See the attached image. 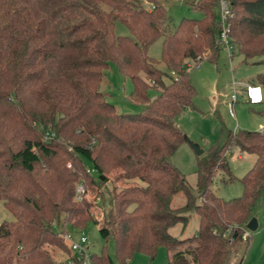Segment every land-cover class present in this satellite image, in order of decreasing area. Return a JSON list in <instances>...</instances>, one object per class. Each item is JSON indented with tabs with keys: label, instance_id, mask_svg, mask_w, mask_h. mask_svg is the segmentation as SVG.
Returning a JSON list of instances; mask_svg holds the SVG:
<instances>
[{
	"label": "trees",
	"instance_id": "trees-1",
	"mask_svg": "<svg viewBox=\"0 0 264 264\" xmlns=\"http://www.w3.org/2000/svg\"><path fill=\"white\" fill-rule=\"evenodd\" d=\"M217 1L193 0L201 15L172 22L159 0H0V201L12 214L0 221V264H79L81 256L65 263L48 246L64 247L71 216L72 226L96 222L83 213L88 202L75 200V185L103 184L112 169L115 179L140 183L110 186L98 231L112 237L117 262L100 252L90 264H125L159 245L170 250L167 264H228L236 243L247 246L245 222L264 185L263 98L261 128L227 131L197 160L196 193L168 160L183 140L175 117L194 96L186 63L218 54ZM226 1L230 54L262 64L249 83L264 85V0ZM115 20L128 34H115ZM158 37L154 59L147 48ZM109 63L128 78L141 110L119 112L105 98L99 84ZM231 146L254 160L238 177L241 192L223 199L210 182L227 170ZM178 191L184 202L172 208ZM189 210L196 232L172 235Z\"/></svg>",
	"mask_w": 264,
	"mask_h": 264
},
{
	"label": "rangeland",
	"instance_id": "rangeland-1",
	"mask_svg": "<svg viewBox=\"0 0 264 264\" xmlns=\"http://www.w3.org/2000/svg\"><path fill=\"white\" fill-rule=\"evenodd\" d=\"M159 1L172 22H176L182 16L198 17L201 15L199 10L190 7L193 0ZM143 4L148 6L149 2L143 1ZM213 10L217 13V3L214 5ZM113 29L115 34H128L127 28L118 20L114 21ZM160 39V37L156 38L147 48V53L154 59L159 57ZM156 65L164 68L161 62H157ZM188 65L186 70L194 87V96L191 105L175 117V123L183 136L196 143L202 149V152L195 153L190 144L183 139L169 155L168 160L183 174L187 187L196 193L197 160L205 158L208 147L213 143L220 142L227 131L237 129L257 130L260 128L258 124L263 121V117L258 110L263 105L264 85L260 84L263 98L261 102L248 101L245 91L240 89L238 84L235 86V101L231 103V106L228 105V101L232 92V76L243 82H250L256 72L263 70V65L252 62L250 59H244L242 54L236 50L229 57L222 44H219L215 61L201 59L197 60L196 64L189 61ZM99 89L119 112H136L144 106V104L135 102L131 98L130 81L118 72L112 63H109L104 70ZM152 93H154V90H150V94ZM237 154H240V157H237ZM249 155L254 157L253 153L239 151L235 146H231L227 150L225 155L227 170H217L210 182V188L216 195L228 199L241 192L242 185L238 177L251 166L253 159L250 161ZM116 174L117 170L112 169L104 173L107 180L103 184L90 182L83 184L85 191L82 199L88 202V206L84 207L79 201L76 204L79 207H84L86 210L83 213L95 218L96 222L86 220L82 225L72 226L74 216H71L70 220L64 224L62 231H65L60 233V241L63 242L64 247L48 246L51 255L53 254L57 259L64 260L65 263H77L79 255L71 251L69 245L71 241H78L79 234L82 232L86 237L84 242L86 249L79 264H89L90 256L100 252H105L114 262H117L112 237H102L99 234L98 225L105 212L104 210L108 207L110 186H121L134 181L140 183V181L138 179L125 181L120 178L115 179ZM183 202L184 195L181 191H178L170 197L169 206L173 208ZM186 215L184 224L176 222L169 228L172 235L183 237L196 232L197 215L195 211L189 210ZM251 216L255 217L257 225L252 230L247 229L248 238L245 241L247 246L245 248L243 246L242 249L243 242L236 243L231 249L228 264H236L237 257L241 254L240 264H264V185L251 208ZM11 218L12 214L0 201V221ZM65 232L69 234L71 240L65 238ZM178 247L182 248L184 245ZM169 253L170 250H166L162 245L157 246L152 256L143 251H134L125 264H167Z\"/></svg>",
	"mask_w": 264,
	"mask_h": 264
},
{
	"label": "built area",
	"instance_id": "built-area-1",
	"mask_svg": "<svg viewBox=\"0 0 264 264\" xmlns=\"http://www.w3.org/2000/svg\"><path fill=\"white\" fill-rule=\"evenodd\" d=\"M217 4H218V11H217L216 25L218 27V34H217L218 43L222 44L227 52H230L231 44L229 42L228 25H227V21H226V17H227V15L230 14V10L228 8L226 0H218ZM186 65L188 66V63H186ZM170 72L173 73V71H170ZM152 82L153 81L150 80V83H152ZM232 83H235V81H232ZM244 91H245V95H246V98L248 101L253 102V103L261 101L262 93H261V87L259 84L244 83ZM235 99H236V93H235L234 87H232V92L229 95L228 105L231 106V103L233 101H235ZM85 171L89 172L90 168L85 167ZM84 191H85V188H84L82 181H77V183L75 185V192H74L75 200L82 199L84 197ZM246 231L247 230H245V232ZM64 236L66 239L71 240V238L67 232H65ZM85 241H86V237L81 232L79 234V240L78 241H71V243L69 245V249L71 251L77 253L79 255V257L80 256L82 257L84 252H85V249H86L84 246ZM89 264H90V262H89Z\"/></svg>",
	"mask_w": 264,
	"mask_h": 264
},
{
	"label": "water",
	"instance_id": "water-1",
	"mask_svg": "<svg viewBox=\"0 0 264 264\" xmlns=\"http://www.w3.org/2000/svg\"><path fill=\"white\" fill-rule=\"evenodd\" d=\"M183 139H185L190 146L194 149L195 153L199 154L200 152H202V149L198 147V145L196 143L191 142L187 137L183 136ZM257 225V221L255 219L254 216H250L247 221L245 222V228L246 229H254Z\"/></svg>",
	"mask_w": 264,
	"mask_h": 264
},
{
	"label": "crops",
	"instance_id": "crops-1",
	"mask_svg": "<svg viewBox=\"0 0 264 264\" xmlns=\"http://www.w3.org/2000/svg\"><path fill=\"white\" fill-rule=\"evenodd\" d=\"M231 51V50H230ZM228 53V56L230 57L231 56V54H230V52H227ZM232 81H235V83H232L231 82V84H232V87H234V89H235V86H236V84H238V86H239V88L240 89H242V90H244V83L246 82V83H249L248 81H242V80H240V79H235L233 76H232ZM261 87V86H260ZM258 125H260V128L263 126V121L262 122H259V124ZM237 148V147H236ZM237 157H240V154H237ZM249 160L250 161H252V159L254 160V157H253V155H249ZM253 162V161H252ZM241 259H242V254H241ZM241 263V260H240V262H239V264Z\"/></svg>",
	"mask_w": 264,
	"mask_h": 264
}]
</instances>
